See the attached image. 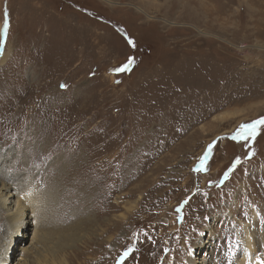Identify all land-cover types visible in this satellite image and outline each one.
<instances>
[{
	"label": "rangeland",
	"instance_id": "374dc122",
	"mask_svg": "<svg viewBox=\"0 0 264 264\" xmlns=\"http://www.w3.org/2000/svg\"><path fill=\"white\" fill-rule=\"evenodd\" d=\"M259 121L264 0H0V264H256Z\"/></svg>",
	"mask_w": 264,
	"mask_h": 264
},
{
	"label": "bare ground",
	"instance_id": "6f19581e",
	"mask_svg": "<svg viewBox=\"0 0 264 264\" xmlns=\"http://www.w3.org/2000/svg\"><path fill=\"white\" fill-rule=\"evenodd\" d=\"M13 196H15L17 198V201H16L15 204H13V202L9 199L10 197H13ZM18 196H20V195H17V196H16V194L7 195V194H2V192H0V209L5 210V214L7 216L6 218L8 219V222H9V227H8L9 235H10V233H13V232H15L14 235H17L18 233H20V231H19L20 229H23L24 227L28 228V227H30L31 225L34 224L33 214H34L35 211L32 208V204L29 205L30 203H28V201H25L24 199H23V202H21L18 199ZM10 204L11 205H15V207L17 208L14 212H13V209H12L14 206L11 207V208H8V205H10ZM25 211H27L29 213H26ZM248 227L249 226H246V229ZM251 240H252V237H251L250 241H248V243L246 242L248 244L247 248L249 250L251 248V243H252ZM259 249L260 250L258 252V251H256L255 248H251V252L252 251L255 252V257H254V260H253V262H255V263H256L257 256H260L261 259H264V246H263V248H261V246L259 245ZM245 255L248 256V254H245ZM40 257L41 258L38 259V262H39L38 264H50V261H51L50 259H45L42 256H40ZM126 261H123L122 264H124ZM208 261L206 259V260H204V261H202L200 263L201 264H212V263H210ZM25 262H27V261H25ZM25 262H23V264H27Z\"/></svg>",
	"mask_w": 264,
	"mask_h": 264
},
{
	"label": "snow or ice",
	"instance_id": "6c2138e0",
	"mask_svg": "<svg viewBox=\"0 0 264 264\" xmlns=\"http://www.w3.org/2000/svg\"><path fill=\"white\" fill-rule=\"evenodd\" d=\"M129 63H131V60H129ZM121 70H126V68H123V69H121ZM258 123H264V121H259ZM251 129H255V125H251V126H249ZM239 135V133H237V136ZM236 138V136H234L233 137V139H235ZM213 147V145H210L209 146V149H208V151H211V148ZM237 163L239 162L238 160L236 161ZM256 264H264V259H261V257L260 256H257V258H256Z\"/></svg>",
	"mask_w": 264,
	"mask_h": 264
},
{
	"label": "water",
	"instance_id": "95a60500",
	"mask_svg": "<svg viewBox=\"0 0 264 264\" xmlns=\"http://www.w3.org/2000/svg\"><path fill=\"white\" fill-rule=\"evenodd\" d=\"M158 223H160V224H164L165 221H164V220H159Z\"/></svg>",
	"mask_w": 264,
	"mask_h": 264
}]
</instances>
